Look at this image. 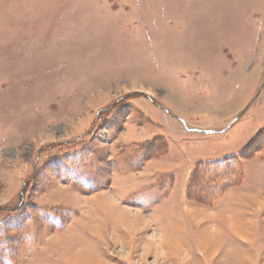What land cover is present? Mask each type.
Instances as JSON below:
<instances>
[{
    "label": "rangeland",
    "instance_id": "374dc122",
    "mask_svg": "<svg viewBox=\"0 0 264 264\" xmlns=\"http://www.w3.org/2000/svg\"><path fill=\"white\" fill-rule=\"evenodd\" d=\"M0 264H264V0H0Z\"/></svg>",
    "mask_w": 264,
    "mask_h": 264
}]
</instances>
